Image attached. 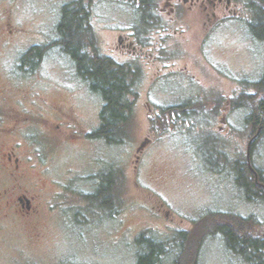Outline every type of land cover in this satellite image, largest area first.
<instances>
[{
	"label": "rangeland",
	"instance_id": "1",
	"mask_svg": "<svg viewBox=\"0 0 264 264\" xmlns=\"http://www.w3.org/2000/svg\"><path fill=\"white\" fill-rule=\"evenodd\" d=\"M72 1L76 0H25L21 14L30 21H47L52 40L61 7ZM85 3L90 7V36L102 55L117 58L112 51L129 24L119 11L120 3ZM164 29L153 37L162 44V61L141 64L139 98L124 141L108 145L85 137L84 144L65 145L58 153L53 147V177L61 179L67 171L78 179V187L69 193L73 202L63 213L46 212L42 205L33 228L21 224L10 229L1 223L0 264L15 259L36 264L37 258L53 264H136L137 254L147 252V244L136 243L142 233L165 245L161 264H173L180 253L177 234L194 230L195 222L208 221L213 212L252 219V236L264 238V204L244 199L235 181L245 173L231 165L249 161L248 144L253 140L259 147L251 159L264 171V130L250 131L246 110L236 101L241 95H260L252 83L264 73V46L246 41L237 27L220 26L211 32L200 26ZM58 54H48L28 85L60 105L69 122L74 120L77 129L65 130L68 135H91L100 126L103 102L78 78L73 63ZM232 101L238 104L235 108ZM181 105H187L185 114L162 113ZM97 167L100 183L112 174L116 184L107 197L88 199L102 186L92 176ZM116 201L117 210L109 215ZM196 239L197 264H247L219 236Z\"/></svg>",
	"mask_w": 264,
	"mask_h": 264
},
{
	"label": "flooded vegetation",
	"instance_id": "2",
	"mask_svg": "<svg viewBox=\"0 0 264 264\" xmlns=\"http://www.w3.org/2000/svg\"><path fill=\"white\" fill-rule=\"evenodd\" d=\"M77 1L88 6L85 0ZM111 1L120 3L119 11L126 15L129 24L126 32L118 35L112 51L117 58L103 56L130 70L135 68L139 80L143 78L141 64L155 65L162 61V44L153 37L163 34L165 25L180 27V31L200 26L207 32L220 26L237 27L246 41L264 46V35L260 32L264 28V0ZM24 2L0 0V224H9L10 229L21 224L33 228L42 205L46 212L53 213L62 212L73 202L69 193L75 190L72 187H78V179L67 171L61 179L53 177L51 150L54 147L58 153L65 145H82L85 137H89L84 131L82 137L68 135L65 130L77 129L74 120L69 122L68 113L60 105L28 85L52 51H59V57H69L60 48L58 24L56 37L49 39L50 24L24 17L21 11ZM99 52L102 54L100 48ZM160 70L158 67L155 73L159 75ZM252 174L257 181V174ZM92 176L99 185V167ZM110 177V187L115 186L116 176ZM78 195L83 199L82 194ZM35 262L53 264L46 259L41 263L38 258ZM8 263L20 264L16 259Z\"/></svg>",
	"mask_w": 264,
	"mask_h": 264
},
{
	"label": "trees",
	"instance_id": "3",
	"mask_svg": "<svg viewBox=\"0 0 264 264\" xmlns=\"http://www.w3.org/2000/svg\"><path fill=\"white\" fill-rule=\"evenodd\" d=\"M89 14V7L77 0L62 7L61 20L57 26L60 35L59 41H61L60 48L72 61L79 79L88 86L92 94L98 95L103 102L99 116L100 126L89 137L103 140L108 145H117L124 141L126 125L128 126L134 115L135 105L139 98L137 91V80L139 79H137L135 68L130 70L105 58L99 52L94 37L90 36ZM260 32L264 35V28ZM252 84L260 95L257 93L241 95L236 99L239 105L234 101L232 103L234 108L236 105L239 106L238 108H245V123L250 127V131L258 127L263 133L264 73L258 81ZM185 106L187 105L168 108L162 110V113L166 116L177 113L185 114ZM261 132L257 136L261 135ZM258 147V142L251 140L248 144L249 155L247 154L249 161L243 163L242 160H237L232 164L228 162V164H231L239 174H241L239 172L241 170L245 173L244 177L236 178L235 181L236 187L245 192L244 199L247 202L264 204V171L256 167L251 159ZM249 170L257 174V181ZM111 181L110 176H105L100 183L101 188L93 196L87 198L107 197L110 194ZM109 197L111 196L109 195ZM118 202L110 210L109 215H113L115 209L117 210ZM211 217L202 223L195 222L194 230L182 231L177 234L175 240L180 244V253L173 264H197L196 249L200 243L196 238H203L205 235L219 236L226 248L242 258L247 264H264V238L252 236V226L254 225L252 219L241 218L230 213L214 212ZM190 238H195V240ZM136 243L138 247H144L147 244V252L142 251L137 254L136 264H161L160 257L166 250L163 243L152 241L144 233L138 236Z\"/></svg>",
	"mask_w": 264,
	"mask_h": 264
}]
</instances>
